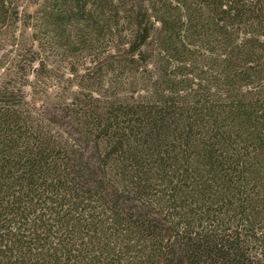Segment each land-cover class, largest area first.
Returning <instances> with one entry per match:
<instances>
[{"label": "trees", "instance_id": "obj_1", "mask_svg": "<svg viewBox=\"0 0 264 264\" xmlns=\"http://www.w3.org/2000/svg\"><path fill=\"white\" fill-rule=\"evenodd\" d=\"M18 1L0 0V264H242L218 231L264 221V87L236 85L264 78V41L241 46L264 0H31L16 35Z\"/></svg>", "mask_w": 264, "mask_h": 264}, {"label": "rangeland", "instance_id": "obj_2", "mask_svg": "<svg viewBox=\"0 0 264 264\" xmlns=\"http://www.w3.org/2000/svg\"><path fill=\"white\" fill-rule=\"evenodd\" d=\"M17 8L19 9L22 15H24V12H34L36 7L32 4L31 0H19L16 4ZM20 17V18H21ZM23 18V17H22ZM27 24L26 20L20 21L17 26L15 33L18 35L21 31H24V25ZM21 30V31H19ZM32 29L26 30V37L29 38V35H31ZM259 38V39H258ZM234 41L236 39H233ZM230 39L229 43L226 46V51H230L236 48L235 43H233ZM264 41L262 37L249 35L248 37L244 38V41H242L241 46L245 47V50L249 51H257L261 47V43ZM244 50V48H241ZM12 47L7 44L6 47L0 52V57L4 54L7 55H13L14 52H12ZM12 52V53H11ZM15 55V54H14ZM56 69L58 70L57 78L59 79L60 76H62V72H66V68H61L60 66H56ZM254 67H248L245 71H243L240 75H238V80L236 81V85L240 86L244 90H258L261 86L264 87V78L261 76L256 69L254 70ZM68 76V75H67ZM29 80L33 82L34 77L30 76ZM227 78L224 79H216L213 81L212 84H210L211 88L224 90L229 88V85L227 83ZM259 81V82H258ZM48 85L50 86V90H54L55 87L58 86V82L56 81H49ZM47 85L48 89L49 86ZM260 87H259V86ZM212 88V90H213ZM44 90L45 88L42 87ZM215 89V90H216ZM62 90V89H61ZM40 92H45L41 91ZM25 92L28 94V96H33L32 88L25 87ZM137 98V96H135ZM42 100L38 98L36 100V103L38 104V108L42 105ZM62 129L65 131L67 135L70 136L72 140V144L76 147V149L83 150L84 153V160H91L92 161V153L93 148L90 145H87V141L85 140L84 136L82 135L80 126L72 119V118H66V121L64 122ZM264 216L256 217L259 220H262L260 218H263ZM256 219V220H258ZM259 224V223H258ZM220 237L226 238V237H238L241 239V242L234 241L232 244H228V241L224 242L222 241L223 247H230V248H243V253H236L235 255L240 254L239 260L242 264H264V221H262L258 226L255 224L254 226H243L240 224L223 227L218 231ZM192 263V262H191Z\"/></svg>", "mask_w": 264, "mask_h": 264}]
</instances>
